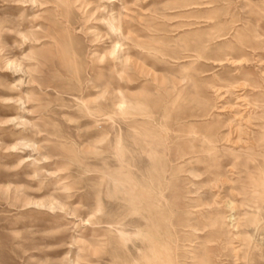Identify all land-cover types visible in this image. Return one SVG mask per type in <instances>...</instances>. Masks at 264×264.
<instances>
[{"label": "rangeland", "instance_id": "1", "mask_svg": "<svg viewBox=\"0 0 264 264\" xmlns=\"http://www.w3.org/2000/svg\"><path fill=\"white\" fill-rule=\"evenodd\" d=\"M136 263L264 264V0H0V264Z\"/></svg>", "mask_w": 264, "mask_h": 264}, {"label": "bare ground", "instance_id": "2", "mask_svg": "<svg viewBox=\"0 0 264 264\" xmlns=\"http://www.w3.org/2000/svg\"><path fill=\"white\" fill-rule=\"evenodd\" d=\"M109 24V23H108ZM110 24H112V23H110ZM116 25V24H115ZM111 26V25H110ZM113 27V26H112ZM109 28V27H108ZM114 28V27H113ZM117 28H118V24H117ZM115 29V28H114ZM110 30V29H109ZM112 30V29H111ZM117 31H118V29H117ZM112 32V31H111ZM117 45H115V47L114 48H111V49H113L112 50V52L111 51H109V55H112V53L115 51V49H117L118 50V48L116 47ZM119 47H120V45H118ZM114 55V54H113ZM117 184V183H116ZM141 234V233H140ZM124 236V235H123ZM140 236V235H139ZM145 237V236H144ZM124 238V237H123ZM125 243V242H124ZM143 243V242H142ZM145 247V246H144ZM146 248V247H145ZM144 249V248H143ZM143 251V250H142ZM146 253V252H145ZM148 257H149V255H148ZM137 264V263H136Z\"/></svg>", "mask_w": 264, "mask_h": 264}]
</instances>
